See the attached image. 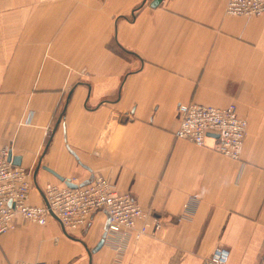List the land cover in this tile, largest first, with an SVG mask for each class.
Listing matches in <instances>:
<instances>
[{"label":"crops","instance_id":"0c3cea01","mask_svg":"<svg viewBox=\"0 0 264 264\" xmlns=\"http://www.w3.org/2000/svg\"><path fill=\"white\" fill-rule=\"evenodd\" d=\"M144 1V2H143ZM0 0V150L29 171L44 203L46 170L129 191L163 227L108 239L91 264H201L218 246L228 264L264 251V12L228 15L225 0ZM236 105L247 121L239 160L177 138L176 107ZM67 146L77 156L69 152ZM188 205L187 214L184 213ZM0 234V264H88L104 212L80 233L59 220ZM140 224V223H139Z\"/></svg>","mask_w":264,"mask_h":264},{"label":"built area","instance_id":"2783aa9c","mask_svg":"<svg viewBox=\"0 0 264 264\" xmlns=\"http://www.w3.org/2000/svg\"><path fill=\"white\" fill-rule=\"evenodd\" d=\"M264 12V0H225L228 15L254 17ZM178 125L174 136L186 139L195 145L204 146L207 135H216L215 150L227 157L239 160L246 135L247 121L237 112L236 105L224 107L188 102L176 107ZM73 182V181H72ZM75 183V182H73ZM46 183L42 193L45 203L32 205L29 202L32 182L26 168L7 159V151L0 150V234L16 226V218L45 225L58 218L69 234L80 233L88 225L92 215L102 211L108 219L105 241L112 243L117 255L123 254L130 239L153 235L163 227L157 214L144 211L129 191H120L102 176H92L86 184ZM188 205L184 213L187 214ZM140 223V224H139ZM228 250L216 247L201 264H228ZM12 264H58L44 260H16ZM259 264H264V251Z\"/></svg>","mask_w":264,"mask_h":264},{"label":"water","instance_id":"95a60500","mask_svg":"<svg viewBox=\"0 0 264 264\" xmlns=\"http://www.w3.org/2000/svg\"><path fill=\"white\" fill-rule=\"evenodd\" d=\"M161 0H151L150 1V6L152 7H155L157 6L159 3H160ZM144 2V1H143ZM67 149L69 150V152L71 154L74 155V157L77 158V156L75 155V153L67 146ZM7 159L10 160L13 164L15 165H19L20 164V159L18 156H15V155H12V152L11 150H8L7 151ZM46 170H48L49 172H51L53 175H55L59 180L63 181L66 185L70 186V187H74L76 184L73 183L70 179L68 178H63L61 176H59L57 173H55L53 170L47 168V167H44ZM82 184V183H80ZM43 194V193H42ZM43 199H44V203L48 206L47 202H46V199L43 195ZM51 213V216L55 219L58 220V218L50 211ZM62 225V224H61ZM107 226H108V219H106L105 223H104V227H103V234L102 236L100 237V239L97 241V243L91 247L90 249L86 247V253H87V257H88V264H91V255L93 253H95L96 251H98L102 245L104 244L105 242V231L107 230ZM62 231L63 233L67 236V237H70V238H73V239H76L74 237H72L71 235H68V233L66 232V230L63 228L62 226Z\"/></svg>","mask_w":264,"mask_h":264},{"label":"rangeland","instance_id":"374dc122","mask_svg":"<svg viewBox=\"0 0 264 264\" xmlns=\"http://www.w3.org/2000/svg\"><path fill=\"white\" fill-rule=\"evenodd\" d=\"M20 222L24 224V223H26L27 221L19 220V223H20ZM18 225H19V224H18ZM18 225L16 224V226H18ZM89 249H90V248H89Z\"/></svg>","mask_w":264,"mask_h":264}]
</instances>
